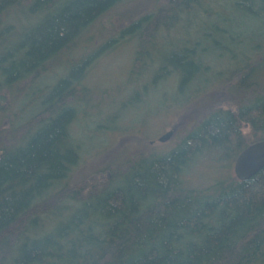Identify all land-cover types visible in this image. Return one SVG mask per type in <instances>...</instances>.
<instances>
[{"label": "trees", "instance_id": "obj_1", "mask_svg": "<svg viewBox=\"0 0 264 264\" xmlns=\"http://www.w3.org/2000/svg\"><path fill=\"white\" fill-rule=\"evenodd\" d=\"M128 1L0 0V264H264V168L244 182L227 171L264 141V0H156L102 48L134 45L125 85L88 88L92 32ZM219 87L232 107L196 102L203 116L171 149L113 155L103 182L80 185L140 103L162 105L144 126ZM122 94L128 112L114 113ZM209 159L221 174L193 188L187 172Z\"/></svg>", "mask_w": 264, "mask_h": 264}, {"label": "rangeland", "instance_id": "obj_2", "mask_svg": "<svg viewBox=\"0 0 264 264\" xmlns=\"http://www.w3.org/2000/svg\"><path fill=\"white\" fill-rule=\"evenodd\" d=\"M156 5V0H130L124 3L121 6H118L111 12L102 16V18L98 21L97 28L92 32V35L96 33V36L91 40V43L86 48L84 45H80L75 50L77 54L82 52V48H86V51L90 50V57H93L95 63L92 65L89 73L82 81V83L88 88H95V90L100 89H109L115 91V89L119 86L122 87L125 85L128 73L131 68L132 63V54H133V44H123L116 49H114L110 54L108 51L113 47L110 45L109 48L103 49V46L114 39V37L125 27H127L133 20L138 18L139 16L152 11L151 8ZM98 31V32H97ZM115 35V36H114ZM100 43V47L96 48ZM85 44V43H84ZM93 47L95 49H93ZM79 52V53H78ZM233 82V81H232ZM235 82V81H234ZM53 80L50 79L44 82H37L33 85L30 90L31 94H36L38 91H41L45 85H52ZM235 84H228L231 90L235 91ZM264 86V82L260 81L258 88ZM93 90V89H92ZM225 90L227 93L225 94ZM206 92V91H204ZM208 93V92H206ZM206 93H203L206 94ZM211 93V92H210ZM233 92L228 93V88H217L215 89L213 94H206L205 97H199L197 100H193L190 102L189 110L193 112L192 117H188L189 110L186 108L172 110L170 112L157 113L155 116L148 118V121L144 126H139L140 123H145L144 119L146 116L155 113V109L158 111L162 107L160 102L154 97L152 99V103L143 101L138 105V112H131L129 115L126 114L122 118L118 119L116 124V129L113 132H106L102 136V142L100 143L101 153H95L89 158L88 165L84 168L83 180L84 182L80 185L83 186L84 183L86 185L91 184H99L104 181L105 172H101L100 169L103 165L106 164L108 159L111 157V162L116 164L118 162V157L113 155H121L124 154V157L131 158L134 155H138L140 153L145 154L150 151L151 147L149 146V141L154 142L153 148H156L159 151H167L171 149L174 144L179 141L182 137L187 134L189 130L196 124V122L203 116L198 115V105L196 102L200 101L198 104L203 106H207L206 102L208 100L209 107L213 105V107H220L221 109H226L228 107L227 103L232 104L230 99H234ZM96 95V93L94 94ZM111 95V92H109ZM124 94L120 95L116 98V107L114 113L125 114L128 112V108L121 107L120 100L124 98ZM219 102L221 104H219ZM225 103V104H223ZM206 104V105H205ZM106 111V112H105ZM102 112V118L110 115L113 110H105ZM29 113V112H28ZM128 115V116H127ZM134 115L133 118H131ZM133 121L139 123L138 125H133ZM77 124L74 125L73 133H77ZM103 126H108V122L99 123ZM3 127V126H2ZM140 128V130H139ZM102 129H99L100 131ZM172 131L173 135L171 139L166 143L157 142L158 139L164 135L165 133ZM243 137H247L249 130L248 127L245 126L242 128ZM136 136V137H135ZM146 138L147 141L143 142L140 140L141 138ZM87 149V148H86ZM111 150L109 156L105 153L106 151ZM122 157V156H121ZM211 160H203L200 163H195L187 172V176L185 179L187 182L191 184V186L195 189L202 190L203 187L212 184L213 179L218 177L221 172H216L217 166L213 165ZM219 168L222 170V165L217 164ZM227 171H230L231 175H233V164L232 167Z\"/></svg>", "mask_w": 264, "mask_h": 264}, {"label": "water", "instance_id": "obj_3", "mask_svg": "<svg viewBox=\"0 0 264 264\" xmlns=\"http://www.w3.org/2000/svg\"><path fill=\"white\" fill-rule=\"evenodd\" d=\"M173 133L169 131L162 135L159 143L168 142ZM264 168V141L256 142L248 146L235 159L233 174L238 181L244 182L255 176Z\"/></svg>", "mask_w": 264, "mask_h": 264}, {"label": "flooded vegetation", "instance_id": "obj_4", "mask_svg": "<svg viewBox=\"0 0 264 264\" xmlns=\"http://www.w3.org/2000/svg\"><path fill=\"white\" fill-rule=\"evenodd\" d=\"M150 144H151V145H153V144H154V142H150Z\"/></svg>", "mask_w": 264, "mask_h": 264}]
</instances>
